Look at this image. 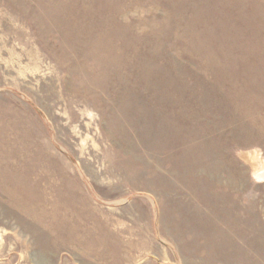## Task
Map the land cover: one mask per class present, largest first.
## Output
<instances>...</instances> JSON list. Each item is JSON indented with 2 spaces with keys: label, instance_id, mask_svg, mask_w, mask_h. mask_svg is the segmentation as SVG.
<instances>
[{
  "label": "rangeland",
  "instance_id": "374dc122",
  "mask_svg": "<svg viewBox=\"0 0 264 264\" xmlns=\"http://www.w3.org/2000/svg\"><path fill=\"white\" fill-rule=\"evenodd\" d=\"M0 264H264V0H0Z\"/></svg>",
  "mask_w": 264,
  "mask_h": 264
}]
</instances>
